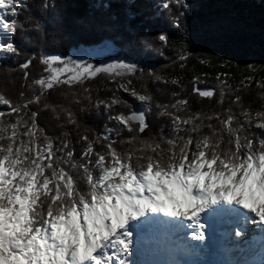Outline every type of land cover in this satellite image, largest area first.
I'll list each match as a JSON object with an SVG mask.
<instances>
[{
	"label": "snow or ice",
	"instance_id": "snow-or-ice-1",
	"mask_svg": "<svg viewBox=\"0 0 264 264\" xmlns=\"http://www.w3.org/2000/svg\"><path fill=\"white\" fill-rule=\"evenodd\" d=\"M20 6L21 0H0V29L16 31ZM159 40L167 43L168 36L161 34ZM0 52L17 54L18 48L0 43ZM41 63L47 75L34 80L39 90L31 97L25 99L22 92L14 102L0 92V264H132L134 234L143 239L160 215L189 221L179 227L191 229V238L200 242L206 239L202 214L225 206L246 210L245 223L264 225V137L251 132L253 127L264 132V106L253 113L237 95L232 103L238 112L232 107L191 112L188 100L178 99L158 106L160 115L171 120L170 136L144 138L153 96L146 87L138 91L133 85L135 64L94 66L58 55L43 56ZM31 64L28 60L20 67L27 70ZM101 74L113 81L120 78L117 91L147 107L112 115L115 106L127 107V101L116 92L96 100L94 106H103L118 127L92 139L83 135L85 147L77 158L67 134L63 139L47 134L38 117L41 111L57 118L63 112L68 123L76 124L70 106L51 103L46 96L63 86L83 87ZM149 76L169 83L155 73ZM253 79L247 77L242 86L249 87ZM171 83L179 85V80ZM257 87L264 89V82ZM231 91L227 80H221L218 103L223 105ZM193 92L209 99L216 95L215 89L196 86ZM83 93L92 103L91 90L83 87ZM71 103H80L76 93ZM124 131L130 135L120 139ZM125 144L129 147L122 148ZM243 234L242 228L235 232L237 237Z\"/></svg>",
	"mask_w": 264,
	"mask_h": 264
},
{
	"label": "trees",
	"instance_id": "trees-1",
	"mask_svg": "<svg viewBox=\"0 0 264 264\" xmlns=\"http://www.w3.org/2000/svg\"><path fill=\"white\" fill-rule=\"evenodd\" d=\"M165 3L167 8L163 7ZM17 12L16 31L10 42L18 53L0 52V92L14 102L21 99L22 92L26 99L39 90L33 82L47 75L41 63L43 56L69 58L75 51L111 44L123 59L136 65L137 72L130 77L136 89L143 91L146 87L153 96L152 109L147 112L149 128L141 134L144 138L170 136L171 120L160 115L162 108L158 106L173 104L178 99H187L191 112H219L228 107L238 112L239 108L232 103L237 95L253 113L264 106V89L257 87V82H264V0H21ZM161 34L168 36L167 43L159 40ZM181 53L186 54V60H179ZM28 60H32L30 67L21 68ZM150 72L169 83L155 80ZM247 77L254 79L245 88L241 82L247 83ZM172 79H178L179 85L172 84ZM224 79L232 91L225 95L221 105L220 81ZM117 81L104 74L88 80L83 87L91 90L92 103L83 98V87L79 85L50 90L46 100L70 106L77 123H68L59 109V118L51 111H41L38 123L53 137L63 139L67 134L79 158L85 147L83 135L92 139L104 134L107 128L118 127L103 106H94L96 100H107L116 92L127 101V107L115 106L112 115H127L147 107L122 89L117 91ZM194 86L215 89L216 95L211 99L200 97L193 92ZM72 93L79 96V104L71 103ZM30 107L36 110V106ZM251 132L264 137V132L255 127ZM129 135L124 131L120 139Z\"/></svg>",
	"mask_w": 264,
	"mask_h": 264
},
{
	"label": "bare ground",
	"instance_id": "bare-ground-1",
	"mask_svg": "<svg viewBox=\"0 0 264 264\" xmlns=\"http://www.w3.org/2000/svg\"><path fill=\"white\" fill-rule=\"evenodd\" d=\"M243 211L246 212V210H243ZM251 229H257V230L250 233ZM245 230L246 232L242 236H239V237L235 236L233 232L226 233L227 243L223 245L221 250L217 248V245L215 244H211L207 247V252H205L206 254L200 253L203 250H200V252L196 250V255L200 260L198 263L199 264H237V256H236L237 254L238 256L241 255V260L238 262V264H244L246 259L249 262L250 258L247 257L246 259H244L245 257L243 254L251 255V253H247L248 249H246V251L242 253L243 247L246 246V243L249 241L250 238H252L253 236H255V234H258L260 232L259 230H264V225L252 224L249 221ZM168 237L169 236L166 237L165 235H163V239H165L164 242L157 243L154 241H150L147 238L141 239L139 236L134 234V240L136 238H139L138 241L135 240L136 244H135L134 250L140 251V255L142 259L141 264H166V262H169V258H170V261H173V259L176 258V257L171 258V256H176V253L171 254L173 252L171 251V249L175 250L181 256L185 254V251H188V248L183 245L180 237L175 236L173 239L169 241V243L166 242V239ZM231 240L235 242L233 246L230 243ZM199 242L200 241H195L193 242L192 245H196L195 243H199ZM142 245H146V248H143ZM257 249H259V246L257 244L251 248L253 252L257 251ZM189 252H195V250H189ZM252 262L253 260H251V262L248 264H253ZM187 263L196 264L195 261L186 262V264ZM259 264H264V255L259 261Z\"/></svg>",
	"mask_w": 264,
	"mask_h": 264
},
{
	"label": "rangeland",
	"instance_id": "rangeland-1",
	"mask_svg": "<svg viewBox=\"0 0 264 264\" xmlns=\"http://www.w3.org/2000/svg\"><path fill=\"white\" fill-rule=\"evenodd\" d=\"M7 19L11 21L12 17H7ZM12 35L13 33H7L3 29H0V43L10 42V38L12 37ZM60 57H62L63 59H67V58H64L63 56H60ZM70 57L77 61L90 62L94 66H102L108 63H115V62L128 63L125 59L121 57L118 51L111 44H105V45H102V46H99L93 49L82 51L80 53L75 51ZM251 230L256 231L257 229H251ZM134 247H133V251H135ZM171 251H173L171 254L177 253L175 250L171 249ZM173 257H176V256H171V258ZM131 259H132V264H141L142 259H141L140 252H138L137 255L133 254ZM166 264H181V263H180V260L178 261L177 258H174L173 261H170V258H169V262H166Z\"/></svg>",
	"mask_w": 264,
	"mask_h": 264
},
{
	"label": "water",
	"instance_id": "water-1",
	"mask_svg": "<svg viewBox=\"0 0 264 264\" xmlns=\"http://www.w3.org/2000/svg\"><path fill=\"white\" fill-rule=\"evenodd\" d=\"M78 52L80 53L81 51H78ZM141 110H144V109H142V108H138V109H134V110H132V111H141ZM130 112H131V111H130ZM130 112H129V113H130ZM129 113H128V114H129ZM147 116H148V114H146V118H147Z\"/></svg>",
	"mask_w": 264,
	"mask_h": 264
}]
</instances>
